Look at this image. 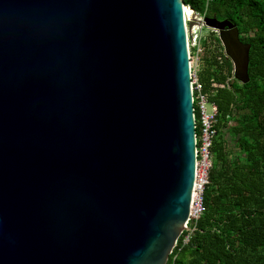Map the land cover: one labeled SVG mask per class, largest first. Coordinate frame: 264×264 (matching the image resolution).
Segmentation results:
<instances>
[{
	"label": "water",
	"instance_id": "1",
	"mask_svg": "<svg viewBox=\"0 0 264 264\" xmlns=\"http://www.w3.org/2000/svg\"><path fill=\"white\" fill-rule=\"evenodd\" d=\"M182 5L0 0V264H167L198 153ZM203 26L247 84L237 27Z\"/></svg>",
	"mask_w": 264,
	"mask_h": 264
},
{
	"label": "trees",
	"instance_id": "2",
	"mask_svg": "<svg viewBox=\"0 0 264 264\" xmlns=\"http://www.w3.org/2000/svg\"><path fill=\"white\" fill-rule=\"evenodd\" d=\"M182 2L237 27L240 41L250 46L249 81L227 80L232 64L217 37L215 46L204 44L199 77L205 91L211 80L224 85L210 98L221 117L203 192L204 213L181 234L167 264H264V0ZM232 139L238 150L234 156L227 145Z\"/></svg>",
	"mask_w": 264,
	"mask_h": 264
},
{
	"label": "built area",
	"instance_id": "3",
	"mask_svg": "<svg viewBox=\"0 0 264 264\" xmlns=\"http://www.w3.org/2000/svg\"><path fill=\"white\" fill-rule=\"evenodd\" d=\"M182 8L187 34L198 136L197 169L189 216L183 231L185 232L188 231V226L192 222L197 221L203 215L205 210L203 206V192L205 187L209 184V172L212 169L213 163L212 147L217 136L218 120L221 117L218 107L210 100V98L211 94H213L216 89H221L224 87V85L211 80L209 82L208 91H205L204 85L200 81L198 72L199 57L203 51L201 48V40L204 33L203 29L211 33H215V31L203 26V19L207 16L205 14H199L196 12V15L201 23L199 25H194L189 32L188 24L190 22L191 12L189 11V7L186 5H182ZM233 78L234 70L232 67L231 76L228 77L227 80ZM188 240L189 237L186 236L183 240V243L187 244Z\"/></svg>",
	"mask_w": 264,
	"mask_h": 264
},
{
	"label": "rangeland",
	"instance_id": "4",
	"mask_svg": "<svg viewBox=\"0 0 264 264\" xmlns=\"http://www.w3.org/2000/svg\"><path fill=\"white\" fill-rule=\"evenodd\" d=\"M203 31H204L203 38L201 40V48H202L203 51H202L201 56L199 57V65H198V72L199 73L203 70V65H204L203 64V61H204L203 60L204 59V48H205L204 44L208 48H211L212 46H215L216 43H215L214 39H215V37H217V35L215 33L208 32L205 29H203ZM217 59H218L219 62L222 61L220 58H217ZM227 145H228V149L230 150V153H232L233 156L238 154V150L234 146L233 139L232 140H229L227 142Z\"/></svg>",
	"mask_w": 264,
	"mask_h": 264
}]
</instances>
